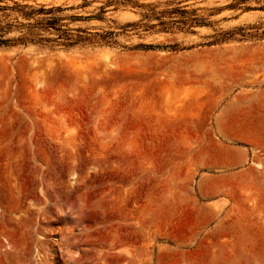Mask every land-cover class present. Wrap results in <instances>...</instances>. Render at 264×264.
Instances as JSON below:
<instances>
[{"label":"rangeland","instance_id":"374dc122","mask_svg":"<svg viewBox=\"0 0 264 264\" xmlns=\"http://www.w3.org/2000/svg\"><path fill=\"white\" fill-rule=\"evenodd\" d=\"M0 264H264V0H0Z\"/></svg>","mask_w":264,"mask_h":264},{"label":"crops","instance_id":"0c3cea01","mask_svg":"<svg viewBox=\"0 0 264 264\" xmlns=\"http://www.w3.org/2000/svg\"><path fill=\"white\" fill-rule=\"evenodd\" d=\"M226 152H227V155L230 156L231 154L236 153L237 150H230V149H228Z\"/></svg>","mask_w":264,"mask_h":264},{"label":"trees","instance_id":"16d2710c","mask_svg":"<svg viewBox=\"0 0 264 264\" xmlns=\"http://www.w3.org/2000/svg\"><path fill=\"white\" fill-rule=\"evenodd\" d=\"M194 22H197V21H196V20H193V23H194ZM159 25H160V26H163V25H165V24H164V22H160Z\"/></svg>","mask_w":264,"mask_h":264}]
</instances>
